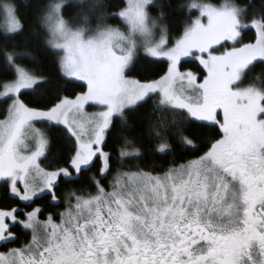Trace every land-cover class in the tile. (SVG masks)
Wrapping results in <instances>:
<instances>
[{"label":"snow or ice","instance_id":"6c2138e0","mask_svg":"<svg viewBox=\"0 0 264 264\" xmlns=\"http://www.w3.org/2000/svg\"><path fill=\"white\" fill-rule=\"evenodd\" d=\"M0 264H264V0H0Z\"/></svg>","mask_w":264,"mask_h":264},{"label":"trees","instance_id":"16d2710c","mask_svg":"<svg viewBox=\"0 0 264 264\" xmlns=\"http://www.w3.org/2000/svg\"><path fill=\"white\" fill-rule=\"evenodd\" d=\"M25 2H27V0H25ZM111 2H115V3H117V4L122 5V4L124 3V0H111ZM116 10H117V9L114 8V9H112L111 11H116ZM70 15H71L72 18H74V15H76V13L73 12V13H71ZM65 18L68 19L69 16L66 15ZM108 22H109L110 24L114 25V26H119V21H117V20H109ZM34 28H35V31L38 33V35H39L40 37L46 39V37L44 36V33H43L42 29L37 28V27H35V26H34ZM21 39H23V38H21ZM16 42H19V41H16ZM25 62L27 63V60H26ZM28 66H31V65L29 64Z\"/></svg>","mask_w":264,"mask_h":264},{"label":"rangeland","instance_id":"374dc122","mask_svg":"<svg viewBox=\"0 0 264 264\" xmlns=\"http://www.w3.org/2000/svg\"><path fill=\"white\" fill-rule=\"evenodd\" d=\"M74 17H75V15H74Z\"/></svg>","mask_w":264,"mask_h":264}]
</instances>
